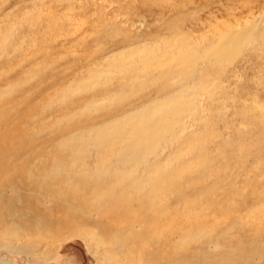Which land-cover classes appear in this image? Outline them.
I'll list each match as a JSON object with an SVG mask.
<instances>
[{"label":"rangeland","instance_id":"obj_1","mask_svg":"<svg viewBox=\"0 0 264 264\" xmlns=\"http://www.w3.org/2000/svg\"><path fill=\"white\" fill-rule=\"evenodd\" d=\"M243 27L247 39H256L233 62H206L204 85L197 80L189 97L200 106L197 119L172 147L183 152L148 183L155 191L145 198L148 206L131 203L126 222L133 216L154 236L115 246V236L107 240L90 229L65 239L13 223L16 189L24 188L23 199L35 191L33 201L42 191L61 196L58 209L82 206L74 190L86 188L84 182L67 183L54 170L89 164L96 156H88L91 148L68 149L62 139L134 98L132 90L121 94L116 76L111 87L122 97L110 103L105 94L99 107L87 108L118 73L107 69L108 57L126 49L128 60L136 59L145 46L132 48L151 43L159 45V58L194 42L217 45L224 33ZM174 81L182 83L181 76ZM110 204L98 203V212ZM194 233L195 240L180 244ZM209 251L233 264H264V0H0V264H201L197 256Z\"/></svg>","mask_w":264,"mask_h":264},{"label":"bare ground","instance_id":"obj_2","mask_svg":"<svg viewBox=\"0 0 264 264\" xmlns=\"http://www.w3.org/2000/svg\"><path fill=\"white\" fill-rule=\"evenodd\" d=\"M247 27L236 28L230 33H224L217 45L198 46L194 42L193 45L187 44L185 49L178 47L161 52L159 58L156 52L159 45L151 43L139 44L132 48L139 49L145 46L142 54L138 55L136 59L128 60L130 55L126 54L128 51L126 49L108 57L106 61L111 66L107 69L118 70L120 75L116 73L110 83H106V86L99 89L97 95L100 97V102L91 101L87 108L90 106L99 107L104 101L103 99L106 98L105 94H108L105 100L110 103L121 96L111 87L116 76H121L118 80L121 94H125L126 90H132L129 93L134 94V98L131 101H126V104L123 103L125 106L122 104L123 108L121 109L112 110L111 108V112L103 110L102 113L91 117L89 120L92 123H88L92 124V128L82 129L77 134L62 139L60 145L66 146L68 149L73 146L91 148L88 156L92 158L94 153L96 156L89 164L79 166L76 163L78 167L76 168L66 162L64 166L59 165L54 170L56 175L65 174L67 183L72 177H77L84 182L83 186L86 188L81 187L74 190V197L81 199L82 206L71 209L64 205L68 208L58 209L59 202L63 207L60 195V197H56L47 191H42L33 201L35 191L26 193L29 195L28 199H23L21 193L24 192V188L16 189L15 197L18 205L11 215L13 223H17L18 227L29 225L36 228L38 232H49L55 236L65 235V239L74 236L84 237L86 236L85 232L90 229L89 231L98 234L97 236L106 238L115 236L116 239L113 243L115 246L125 244L126 241H139L138 238L143 235H146L144 237L150 236V238L154 236L153 233L148 234L143 229L145 226L142 227L140 221L133 220V216L129 223L126 222L129 218L130 207H132L131 203L136 202L139 207H142L147 196L155 195V191L148 188V183L153 181V176L161 175L160 173L164 171L167 161L172 156L183 152L182 146L175 150L172 147L173 145L178 146L182 138L188 136L193 126L192 121L197 119L196 115L200 106L198 107L195 100L189 97L195 89L196 81L203 82L204 80H201V76L206 75L208 70L206 62L220 64L227 60L230 63L243 54V48L247 43H252L256 39H247L250 32L246 29ZM198 47L202 49V54L196 51ZM198 68H201L199 72H197ZM94 73L91 71V74ZM97 74H102V71H98ZM163 75L171 77L160 86L157 81ZM176 75L181 76L182 83L177 84L174 81ZM151 84L156 85L151 87ZM202 84L204 85V82ZM137 89H140L138 91L140 94ZM102 95H104L103 98H101ZM193 97L196 99L197 95L194 94ZM187 116H191V118L186 119ZM168 154L169 156L165 159ZM75 161L81 160L75 159ZM140 166L147 167V170H144L145 173L139 172ZM154 187L156 186L154 185ZM66 189L69 191L68 188ZM81 193L84 196H81ZM59 194H63V191ZM115 198L119 199V205L113 204ZM95 200L104 205L111 203L112 207L108 206L107 212L99 213L100 206ZM147 202L146 206H148ZM149 202L148 204H150ZM33 204L35 207L32 206ZM22 211L26 212L25 218L18 222ZM196 234L186 235L181 239L180 244L195 240L198 236ZM212 244L208 243V247ZM88 245L91 250V243ZM31 247L35 248L33 243ZM8 248L10 251L16 250L13 246H7ZM19 249L24 250L22 246ZM224 255L223 252L220 254L214 252L213 254L209 251V253L197 256V260L200 259L201 264H231L232 262L229 263L230 258L228 256L224 258ZM98 262L101 263L100 258H98Z\"/></svg>","mask_w":264,"mask_h":264}]
</instances>
